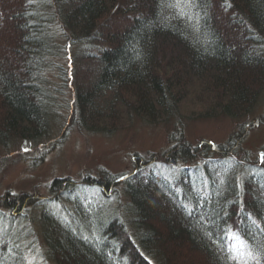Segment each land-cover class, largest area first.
I'll return each mask as SVG.
<instances>
[{"label": "trees", "instance_id": "trees-1", "mask_svg": "<svg viewBox=\"0 0 264 264\" xmlns=\"http://www.w3.org/2000/svg\"><path fill=\"white\" fill-rule=\"evenodd\" d=\"M263 93L264 0H0V148L51 152L69 128L109 135L137 117L178 127L131 172L55 177L50 197L6 190L0 264H264V148L244 145ZM195 111L235 131L191 145Z\"/></svg>", "mask_w": 264, "mask_h": 264}, {"label": "rangeland", "instance_id": "rangeland-1", "mask_svg": "<svg viewBox=\"0 0 264 264\" xmlns=\"http://www.w3.org/2000/svg\"><path fill=\"white\" fill-rule=\"evenodd\" d=\"M85 49H87L85 47ZM68 67V65H66ZM68 78L67 86H62L61 98H56L57 104L63 99V103L71 98L72 84ZM262 105L258 106L254 111V116H260V124L249 133L245 146L250 148L253 154L259 153L264 148V122L261 120V113L264 110V93L262 96ZM58 107V106H57ZM56 107V108H57ZM59 112V120L52 125L51 138L57 136L59 128H62L61 118H64L66 110L61 107ZM198 111L191 112V117ZM189 117L185 120L183 126V139L191 145H197L203 142H211L221 144L235 131L236 122L226 117L217 118H198ZM126 125H121L114 133L109 135L96 133L88 135L78 128L67 129V136L54 150L40 149L34 153L25 154V145L17 142L15 146L4 149L0 148V158L6 155L14 157L13 162L3 166L0 164V195L6 190L13 193H30L37 197L48 196L50 191L48 186L55 177H63L74 180L75 182L84 181L83 178L88 176V180L92 181L97 177L99 171L126 173L134 170L136 158H144L146 155H159L173 145L169 135L177 130L175 120L163 123V119H159L156 123H148L139 117L131 119ZM43 154L42 163L35 162L37 157ZM23 154V155H22ZM86 178V182L88 181ZM89 183V182H88ZM121 194V192H120ZM123 197L117 200L122 202ZM52 201V200H51ZM65 204V203H64ZM64 208H67L65 205ZM61 206V207H62ZM50 208L52 206L50 205ZM1 209V208H0ZM99 215L95 212L94 223ZM34 214L32 215V217ZM37 220V216L35 218ZM23 220V219H22ZM38 221V220H37ZM33 226H29L26 231L30 240H40L42 238L41 221L32 222ZM95 226L92 224L91 229ZM21 230V228H19ZM24 235L23 237H26ZM22 238L29 240L28 238ZM35 237V239H33ZM21 240V239H20ZM35 259V261H34ZM32 260L34 264H53L48 259L37 258ZM37 260V263H36Z\"/></svg>", "mask_w": 264, "mask_h": 264}, {"label": "bare ground", "instance_id": "bare-ground-1", "mask_svg": "<svg viewBox=\"0 0 264 264\" xmlns=\"http://www.w3.org/2000/svg\"><path fill=\"white\" fill-rule=\"evenodd\" d=\"M73 69H74V68L72 67V65H69V66H68L69 74L73 73Z\"/></svg>", "mask_w": 264, "mask_h": 264}]
</instances>
